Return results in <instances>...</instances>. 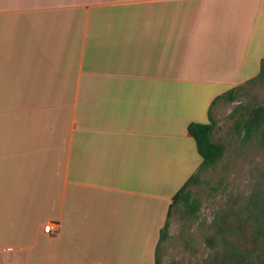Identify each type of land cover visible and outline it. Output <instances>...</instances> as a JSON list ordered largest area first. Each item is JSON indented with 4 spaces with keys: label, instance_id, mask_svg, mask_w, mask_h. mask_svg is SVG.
I'll return each instance as SVG.
<instances>
[{
    "label": "crops",
    "instance_id": "0c3cea01",
    "mask_svg": "<svg viewBox=\"0 0 264 264\" xmlns=\"http://www.w3.org/2000/svg\"><path fill=\"white\" fill-rule=\"evenodd\" d=\"M263 57L264 0H0V264H156L189 123Z\"/></svg>",
    "mask_w": 264,
    "mask_h": 264
},
{
    "label": "rangeland",
    "instance_id": "374dc122",
    "mask_svg": "<svg viewBox=\"0 0 264 264\" xmlns=\"http://www.w3.org/2000/svg\"><path fill=\"white\" fill-rule=\"evenodd\" d=\"M235 100L220 98L211 108L216 121L215 140L224 145L219 162L199 173L191 186L199 208L188 215L182 205L175 206L169 217L167 234L160 240L158 264L196 263L208 255L205 238L214 230L216 213L230 196L248 198L257 187H264V147L260 136H245L239 120L246 109L264 107V78L245 82Z\"/></svg>",
    "mask_w": 264,
    "mask_h": 264
},
{
    "label": "trees",
    "instance_id": "16d2710c",
    "mask_svg": "<svg viewBox=\"0 0 264 264\" xmlns=\"http://www.w3.org/2000/svg\"><path fill=\"white\" fill-rule=\"evenodd\" d=\"M264 78V57L259 73L248 83ZM242 85L231 88L211 102L209 121L190 122L188 131L193 136L201 157L199 167L177 190L170 203L168 216L175 206L182 205L188 215L199 208V201L192 196L191 186L198 183L199 173L214 167L222 158L224 145L215 140L213 131L216 121L211 108L222 97L235 100ZM245 136L258 133L264 147V107L253 106L245 110L238 121ZM168 222L160 230V240L167 234ZM207 257L196 263L171 264H264V187L255 188L248 198L230 196L225 205L216 213L214 230L205 238ZM159 260L156 259V264Z\"/></svg>",
    "mask_w": 264,
    "mask_h": 264
},
{
    "label": "built area",
    "instance_id": "2783aa9c",
    "mask_svg": "<svg viewBox=\"0 0 264 264\" xmlns=\"http://www.w3.org/2000/svg\"><path fill=\"white\" fill-rule=\"evenodd\" d=\"M52 230H53V226H52L51 223H47V224L44 226V231H45V232L50 233Z\"/></svg>",
    "mask_w": 264,
    "mask_h": 264
}]
</instances>
